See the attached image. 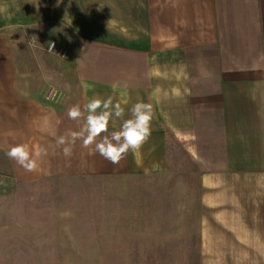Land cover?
<instances>
[{
    "label": "crops",
    "instance_id": "1",
    "mask_svg": "<svg viewBox=\"0 0 264 264\" xmlns=\"http://www.w3.org/2000/svg\"><path fill=\"white\" fill-rule=\"evenodd\" d=\"M94 96L125 109L109 133L151 103V136L118 165L77 140L78 168L164 159L172 133L199 170V264H264V0H0V169H24L9 147L80 131L68 110Z\"/></svg>",
    "mask_w": 264,
    "mask_h": 264
},
{
    "label": "rangeland",
    "instance_id": "2",
    "mask_svg": "<svg viewBox=\"0 0 264 264\" xmlns=\"http://www.w3.org/2000/svg\"><path fill=\"white\" fill-rule=\"evenodd\" d=\"M58 137L38 138V172L0 169V264H199V170L184 143L166 131L164 159L104 175L78 168Z\"/></svg>",
    "mask_w": 264,
    "mask_h": 264
},
{
    "label": "clouds",
    "instance_id": "3",
    "mask_svg": "<svg viewBox=\"0 0 264 264\" xmlns=\"http://www.w3.org/2000/svg\"><path fill=\"white\" fill-rule=\"evenodd\" d=\"M54 47L55 45L51 44L49 50ZM124 111L119 101L114 103L112 96L106 99L94 96L84 105L83 110L79 104L72 106L68 110V117L79 120L84 117V112H87L86 123L80 131H69L66 135L59 136L56 140L57 146H63V155L70 157L76 141L82 140V146L90 149V155L98 152L113 165H118L129 151H139L147 142L151 136L154 117V107L151 103L138 102L132 106L131 118L123 121L120 130L109 133L110 121L114 123L116 118L123 117ZM6 155L26 171L33 172L39 168L40 161L48 155V151L43 146L33 147L25 142L11 147Z\"/></svg>",
    "mask_w": 264,
    "mask_h": 264
},
{
    "label": "built area",
    "instance_id": "4",
    "mask_svg": "<svg viewBox=\"0 0 264 264\" xmlns=\"http://www.w3.org/2000/svg\"><path fill=\"white\" fill-rule=\"evenodd\" d=\"M51 44H54L55 47L50 51L49 49L51 48ZM46 51L49 54H55V55H61V56H63L65 54V51L58 46L56 41H50L46 47ZM58 96H59L58 92L56 90H52L48 97L51 100H53L54 98L56 99Z\"/></svg>",
    "mask_w": 264,
    "mask_h": 264
}]
</instances>
